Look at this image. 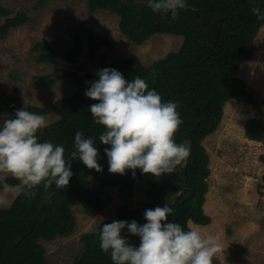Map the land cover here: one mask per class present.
Returning a JSON list of instances; mask_svg holds the SVG:
<instances>
[{
    "label": "trees",
    "instance_id": "trees-1",
    "mask_svg": "<svg viewBox=\"0 0 264 264\" xmlns=\"http://www.w3.org/2000/svg\"><path fill=\"white\" fill-rule=\"evenodd\" d=\"M188 7L179 11L173 21L168 15L154 13L146 5V0H87L89 13L108 12L119 19L120 34L133 45L140 46L155 35L181 37L182 44L177 52L169 53L165 58L144 67L138 59H117L110 63L105 56L98 59V70L115 68L124 78H143L149 89H155L162 101L177 102V111L183 123L174 134L177 143L190 146L189 156L178 165L174 172L154 177L131 171L125 174L108 172L105 145L99 144V135L103 127L93 122L88 107L95 103L84 92L88 82L96 75H85L86 85L83 91H76L71 97L58 99L54 111L58 119L47 125L39 133L41 141L48 140L61 144L65 148V157L73 159L71 153L74 135L81 131L85 137H92L98 148L103 165L102 172L87 169L78 160L71 162L73 176L66 188L48 194L41 184L36 196L29 199L20 192L9 208H0V264H47L45 249L41 241L51 242L57 237L69 236L75 226L72 208L80 206L86 216L95 217L112 203L106 188H118L121 205L116 210V220H136L144 223L146 209L163 206L162 202L173 210L168 216L170 222L189 227L208 226L210 217L204 214L203 205L208 192L207 180L210 177L209 156L203 141L218 129L224 105L229 101H241L258 108L246 84L236 77L242 62L249 61L254 53V39L264 25L249 10V0H187ZM256 6L264 9V0H256ZM28 22L23 13L12 17V12L0 6V39L8 36ZM113 44L105 37L92 32L86 42V57L94 59L101 49H112ZM82 50L79 36H74L70 49L63 54L64 61L74 65ZM36 64L50 65L53 74L74 86H83L84 78L80 72L83 67L64 72V64L57 59V52L48 43H35L30 49ZM57 79L42 77L40 83L51 87ZM23 106L19 96L9 98L4 111L12 116ZM25 108V107H24ZM26 110L46 116L41 108L28 106ZM261 111L246 121L244 137L248 141L264 146V120ZM264 162V157L261 158ZM147 183L146 200L135 206L133 191L139 181ZM154 180L155 182H153ZM6 183L18 185L13 177ZM15 188V187H13ZM264 187L260 188V193ZM0 191H4L0 189ZM102 222L94 233L81 236V253L73 264H112L110 256L99 247V232ZM130 242L138 245L136 237Z\"/></svg>",
    "mask_w": 264,
    "mask_h": 264
},
{
    "label": "rangeland",
    "instance_id": "rangeland-1",
    "mask_svg": "<svg viewBox=\"0 0 264 264\" xmlns=\"http://www.w3.org/2000/svg\"><path fill=\"white\" fill-rule=\"evenodd\" d=\"M0 6L11 11L12 17L23 13L28 19L0 39V117L12 116L4 111V106L9 98L19 96L25 108L44 109L49 125L58 119L54 103L84 90L85 75H96L100 56H105L108 63L135 58L144 67H150L177 52L183 40L178 36L155 35L140 46L133 45L120 34L116 16L102 11L89 13L87 0H0ZM90 32L107 38L113 48L101 49L94 59H88L86 42ZM74 36L80 37L82 50L76 63L69 65L63 54L70 49ZM38 42L48 43L57 52L64 72L83 67V86L60 79L50 65L36 64L30 49ZM254 48L252 58L240 64L236 77L246 84L258 108L241 101L227 102L218 129L203 141L210 169L203 211L211 223L204 227L189 223V228L196 226L202 235L219 238L223 252L213 258V264H264V188L261 193L259 189L264 187V146L248 141L243 132L246 121L259 109L264 120V25L254 39ZM46 76L57 79L56 83L51 87L41 84L40 79ZM147 188L144 180L136 184L132 197L135 206L146 200ZM105 190L112 198L109 207L88 217L75 205L71 211L75 221L72 233L40 242L47 264H73L82 251L81 236L94 233L102 222L116 220V210L121 205L118 188ZM20 192L18 188L0 191V208H9Z\"/></svg>",
    "mask_w": 264,
    "mask_h": 264
},
{
    "label": "clouds",
    "instance_id": "clouds-1",
    "mask_svg": "<svg viewBox=\"0 0 264 264\" xmlns=\"http://www.w3.org/2000/svg\"><path fill=\"white\" fill-rule=\"evenodd\" d=\"M250 11L264 20V9L249 0ZM154 13L168 15L173 21L187 0H146ZM96 79L88 82L84 95L95 103L88 110L93 122L103 127L99 144L105 145L108 172L123 175L131 171L154 177L172 173L190 154V146L177 143L174 134L183 123L177 102L162 101L155 89L136 76L125 79L115 68L97 71ZM45 115L21 107L13 116L0 117V189L18 188L25 197L36 196L43 185L52 192L66 188L73 176L71 162L78 160L85 168L99 173L103 165L95 140L81 131L74 135L73 159L65 157L61 144L39 138L47 127ZM8 176L18 185L6 183ZM55 186L54 188L52 186ZM172 209L164 204L146 209L144 223L136 220H113L103 223L99 247L108 254L112 264H213L223 249L215 235H202L198 227L170 222ZM136 237L138 245L130 242Z\"/></svg>",
    "mask_w": 264,
    "mask_h": 264
},
{
    "label": "crops",
    "instance_id": "crops-1",
    "mask_svg": "<svg viewBox=\"0 0 264 264\" xmlns=\"http://www.w3.org/2000/svg\"><path fill=\"white\" fill-rule=\"evenodd\" d=\"M199 227H202V226H199Z\"/></svg>",
    "mask_w": 264,
    "mask_h": 264
}]
</instances>
